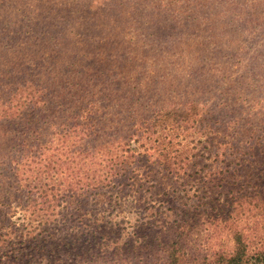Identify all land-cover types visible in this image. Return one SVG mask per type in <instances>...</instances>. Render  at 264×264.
<instances>
[{
  "label": "rangeland",
  "instance_id": "1",
  "mask_svg": "<svg viewBox=\"0 0 264 264\" xmlns=\"http://www.w3.org/2000/svg\"><path fill=\"white\" fill-rule=\"evenodd\" d=\"M26 83L45 108L23 98ZM223 139L264 162V0H0V227L21 229L2 205L26 207L11 159L35 147L54 199L40 214L72 245L62 261L22 264L161 262L150 223L195 206L212 168L219 183L231 171L211 158ZM175 163L178 177L163 171ZM115 172L128 173L118 193L68 198L62 186Z\"/></svg>",
  "mask_w": 264,
  "mask_h": 264
},
{
  "label": "trees",
  "instance_id": "2",
  "mask_svg": "<svg viewBox=\"0 0 264 264\" xmlns=\"http://www.w3.org/2000/svg\"><path fill=\"white\" fill-rule=\"evenodd\" d=\"M154 1L162 2V0ZM30 89L28 83L23 86L21 90L23 98L29 101L32 107L38 108L44 101L38 99L34 102L32 96L36 93L29 92ZM44 104L45 108L47 104ZM92 108L94 109L95 106ZM214 134L216 136V133ZM256 141L258 142L257 139ZM221 142L222 144L218 143L212 148L211 158L214 157L213 161L219 164L224 163L231 171L227 169L218 171V174L224 177L219 183L215 181V174L212 173L216 172V168H212L211 173H207L209 178L205 175L211 196H207L206 191L203 196L196 197L195 206L185 207L184 205L185 209H177V211L171 209L175 220L167 224V227L160 228L156 222L150 223L152 227L160 229L161 237L166 241V244L162 246L164 259L153 264H264V162L258 163L253 155L242 152L240 149L231 152L232 149L228 147V143H224L228 141L223 139ZM48 146L49 148L43 147L44 157L50 151L51 145ZM34 148L21 154L17 151L15 157L11 159L21 183L26 207L18 217V212L13 210L12 206L2 205L10 211L7 214V211L2 212L4 221L8 220L9 214H12L10 218L15 217L17 220L11 224L16 225L19 221L21 229L16 228L13 232H9L5 227H0V264H22L25 260L29 263L37 262L44 259V254H48L53 259L56 251H58L59 261H62L69 256L66 252H69V249L72 251L70 248L72 245L68 243L66 236L58 235L60 231L51 222L54 215L49 211H45L46 214H40L42 211L40 205L50 203L54 199L51 200L49 196L53 189L49 188L48 183H43L39 171L36 173L38 164L35 161L37 153H34ZM252 149L253 146L249 148V150ZM93 150L95 149L91 147L87 149L89 152H95ZM89 156L90 154L88 158ZM234 159L236 163H233ZM185 160L188 161L187 158ZM46 165H49V161ZM123 170L121 169L120 172ZM181 170L182 168L176 163L163 169L169 176L174 177H178ZM68 171L73 174L75 168L69 167ZM127 174V172H115L112 173L111 178L93 179V181L86 179L84 182H69L62 186H65L64 191L68 198L78 194L84 196L91 192L118 193L119 187H124V183L127 182L125 181ZM73 177L76 178V174ZM41 201L44 202L41 203ZM50 207L52 205L47 206L46 209ZM37 218L44 219L45 222L32 221ZM195 222L197 224H191ZM191 231L207 233L204 243L195 245L190 242L188 238ZM112 232L114 234V231ZM99 236L101 235H91L84 241V245L89 248L88 252H91L92 245L99 242ZM224 239L231 240L233 245L230 246L227 243L225 245ZM113 245L110 244V248H113ZM29 252L34 255H26ZM90 257L95 258L93 255Z\"/></svg>",
  "mask_w": 264,
  "mask_h": 264
}]
</instances>
